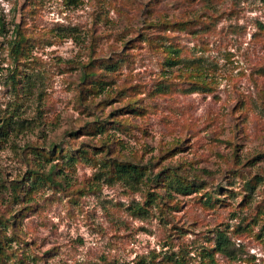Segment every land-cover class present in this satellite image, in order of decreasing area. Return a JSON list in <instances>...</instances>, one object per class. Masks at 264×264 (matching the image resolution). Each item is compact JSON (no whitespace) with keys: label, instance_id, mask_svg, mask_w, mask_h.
Returning a JSON list of instances; mask_svg holds the SVG:
<instances>
[{"label":"rangeland","instance_id":"rangeland-1","mask_svg":"<svg viewBox=\"0 0 264 264\" xmlns=\"http://www.w3.org/2000/svg\"><path fill=\"white\" fill-rule=\"evenodd\" d=\"M188 20L195 31L162 26ZM0 24V264H264V0H0ZM15 26L30 43L19 63ZM131 94L144 112L84 133ZM51 148L58 187L35 153ZM111 160L146 175L130 185ZM35 169L27 203L10 187ZM172 172L194 189L153 183ZM217 232L228 251L210 261Z\"/></svg>","mask_w":264,"mask_h":264},{"label":"trees","instance_id":"trees-1","mask_svg":"<svg viewBox=\"0 0 264 264\" xmlns=\"http://www.w3.org/2000/svg\"><path fill=\"white\" fill-rule=\"evenodd\" d=\"M194 21L193 20H188V21H183V22H175V23H163L162 26L164 27L165 30H171V31H178V32H193L194 30V26L195 24H193ZM3 31H5V27L3 24H0V33H2ZM12 38L9 42L10 45V51L12 52V55H14V57L16 58V61H18L19 63V59L21 60V58L25 57L26 55L28 56V50H30V43L28 42V38H26L24 36V33L20 30L19 26H15V28L12 30ZM145 38L148 39V42H150V37L149 36H144ZM152 44L154 45V42H152ZM155 47H161L163 49H165V60L166 63H172V64H178L181 61V57L180 54L178 53L177 49H174L175 46H169V48H167L166 46H164V44H159ZM15 61V62H16ZM17 64V62H16ZM20 65V64H19ZM91 62H90V66H91ZM119 66V64H110V65H106L105 69L106 71H110V72H115L116 68ZM92 67V66H91ZM94 74L92 72H85L83 71L82 76H83V80L85 81V78H89L92 77ZM16 76V74L13 76V78ZM24 78H26L24 76ZM95 85L92 87V89H94L96 91V93L99 91L97 88H101L103 87L102 85H106V82H102V81H96L94 83ZM90 85V84H88ZM99 93V92H98ZM149 96V94H148ZM144 100L141 97H138L137 95L131 94L128 95L125 98H121V102H123V107L119 108V109H115L113 110L112 113H109L108 116L106 118H100L97 119V121H94L90 128H88L89 130H87V132H84L86 134H91V133H95V134H100V133H105L106 132V126L110 125L108 124V119L109 116L113 115L114 113H120V112H124V111H128L131 113H141L144 112L143 110L145 109V105L141 103V106H138L140 104H136L135 101H142ZM97 105V104H96ZM117 128L118 125H121L119 121H115L113 122ZM110 127H108L107 129H109ZM4 131V129L2 130ZM80 151V150H79ZM36 155H38L39 157H41L42 161L45 163H48L50 165V172H48L47 174H44L43 177L46 180L45 182L49 183L50 185H52L53 187H58L60 186V183L65 180V175H63L62 171L60 170V168H63L59 163H55L52 164V161L55 159H58L60 157H62L61 152H58L57 150L54 149H46L43 150L42 149H38L36 152ZM80 155L79 157L82 158H90L89 156V152L86 150H81L80 151ZM65 154V156H64ZM63 154V157L65 159V162H74V160H76L74 158V154L71 151L65 152ZM66 164V163H65ZM42 166V164H40ZM110 169H112V173L115 177L121 179L122 181L127 182L128 184H132V183H137L142 181L143 177L146 175V167L143 166H139L138 164H132L130 162L124 161L123 162H115L114 160H111L108 166ZM149 170V169H148ZM61 172V175H59L58 173ZM37 175H39V171L37 169L31 171L29 170V176L31 182L27 181V182H21L20 184L18 183V181H16V184H12L10 189L12 192H14L15 190H19V192L22 193V197L24 199H28L27 203L31 202V196L33 194V189L37 188L36 186V180ZM60 176V181L56 180L57 177ZM147 179H150V177H148ZM26 181V180H25ZM152 181V180H151ZM4 183L2 184V182H0V185H2V187H4ZM153 183L155 185H157V187L161 188V189H167L168 192H170L171 190L169 188H172L174 191H176L177 193H187V192H191L194 187L192 186V183L188 182L186 179H183L179 174H174L169 173L168 175L165 174H156V176H154L153 178ZM6 188L8 189V187L6 186ZM16 191V192H17ZM15 192V194H16ZM150 197L151 194L149 195ZM168 196H170L168 194ZM14 197H17L16 195ZM17 199V198H16ZM19 199V198H18ZM205 206H212L213 205V201H212V197L210 195L207 196L205 202H204ZM29 209V208H28ZM228 238L222 234L221 232H217V235L215 237L214 240V244L212 246V248H209L207 250H205L204 256L209 259L210 261H212L213 259V254L214 253H221V254H225L228 251ZM1 249V248H0ZM170 259L165 260V262H161L162 264H169L170 263ZM178 264H187L184 262V259L178 258L177 260Z\"/></svg>","mask_w":264,"mask_h":264}]
</instances>
